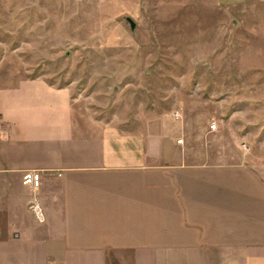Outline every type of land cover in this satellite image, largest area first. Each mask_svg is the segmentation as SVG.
<instances>
[{
  "label": "crops",
  "instance_id": "crops-1",
  "mask_svg": "<svg viewBox=\"0 0 264 264\" xmlns=\"http://www.w3.org/2000/svg\"><path fill=\"white\" fill-rule=\"evenodd\" d=\"M16 79L0 87V243L44 250L36 264H264V175L242 154L169 152L70 87Z\"/></svg>",
  "mask_w": 264,
  "mask_h": 264
},
{
  "label": "rangeland",
  "instance_id": "rangeland-1",
  "mask_svg": "<svg viewBox=\"0 0 264 264\" xmlns=\"http://www.w3.org/2000/svg\"><path fill=\"white\" fill-rule=\"evenodd\" d=\"M0 74L70 87L166 151L239 153L264 175V0H0ZM42 252L0 243V264Z\"/></svg>",
  "mask_w": 264,
  "mask_h": 264
},
{
  "label": "built area",
  "instance_id": "built-area-1",
  "mask_svg": "<svg viewBox=\"0 0 264 264\" xmlns=\"http://www.w3.org/2000/svg\"><path fill=\"white\" fill-rule=\"evenodd\" d=\"M211 128L215 129L216 125L212 124ZM23 184L31 187L33 190L39 189L42 185L41 171L34 169L26 170L23 173ZM29 209L31 210V212H33V214L35 215L36 219L39 222L44 221V213L40 205V202L36 197L31 199L29 203ZM47 264H56V263L50 260Z\"/></svg>",
  "mask_w": 264,
  "mask_h": 264
},
{
  "label": "water",
  "instance_id": "water-1",
  "mask_svg": "<svg viewBox=\"0 0 264 264\" xmlns=\"http://www.w3.org/2000/svg\"><path fill=\"white\" fill-rule=\"evenodd\" d=\"M128 21L131 25V28L134 29L135 28V22L131 18H128Z\"/></svg>",
  "mask_w": 264,
  "mask_h": 264
}]
</instances>
